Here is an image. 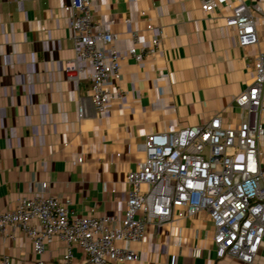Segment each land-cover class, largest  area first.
Wrapping results in <instances>:
<instances>
[{"label":"crops","instance_id":"crops-1","mask_svg":"<svg viewBox=\"0 0 264 264\" xmlns=\"http://www.w3.org/2000/svg\"><path fill=\"white\" fill-rule=\"evenodd\" d=\"M68 1L0 0V210L13 209L32 186L47 182L50 194L72 200L77 215L93 210L122 219L127 174L145 160L149 135L202 125L217 114L226 126L240 124L244 114L235 99L254 80L264 18L257 20L259 44L245 49L226 25L227 8L206 13L200 0H92L95 21H115L122 52L136 30L140 45L149 46L145 18L162 30L159 53L123 63L120 84L127 95L99 114L88 72L71 81L65 71L75 57ZM251 1L264 10V0ZM213 227L206 213L162 228L151 224L146 241L134 245L139 259L131 264H247L217 257ZM195 248H202L201 257L193 256ZM63 252L55 240L44 257L59 264ZM34 253L23 234L0 235V260L7 255L12 264H35ZM75 254L78 263L84 254ZM255 260L264 264V242Z\"/></svg>","mask_w":264,"mask_h":264},{"label":"built area","instance_id":"built-area-1","mask_svg":"<svg viewBox=\"0 0 264 264\" xmlns=\"http://www.w3.org/2000/svg\"><path fill=\"white\" fill-rule=\"evenodd\" d=\"M200 2L206 13L229 10L226 25L234 29L241 48L259 44L257 20L259 15L264 18L260 5L251 0ZM64 10L75 43V57L65 66L67 78L79 81L88 72L91 99L97 112L104 114L127 95L120 84L123 63L156 56L162 30L142 12L150 44L141 46L136 30L132 46L122 52L112 29L115 21L109 25L95 21L92 0H69ZM253 67L254 80L235 99L244 114L237 127L226 126L217 114L202 125L147 137L145 160L127 174L130 192L122 219L93 210L87 216L77 215L70 198L50 194L48 183L40 182L13 209L0 210V235L16 239L23 234L30 239L35 264H52L44 256L47 244L55 240L64 244L59 264H131L139 259L134 245L146 241L149 225L162 228L176 219L206 213L214 226L217 257L252 264L264 242L263 51L256 52ZM76 250L84 254L78 263ZM202 254V248L193 250L195 258ZM0 264H12L11 258L3 256Z\"/></svg>","mask_w":264,"mask_h":264},{"label":"rangeland","instance_id":"rangeland-1","mask_svg":"<svg viewBox=\"0 0 264 264\" xmlns=\"http://www.w3.org/2000/svg\"><path fill=\"white\" fill-rule=\"evenodd\" d=\"M261 150H262V154H263V156H262V158L264 159V142H263V144L261 145ZM264 168V167H263Z\"/></svg>","mask_w":264,"mask_h":264}]
</instances>
